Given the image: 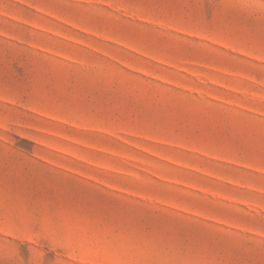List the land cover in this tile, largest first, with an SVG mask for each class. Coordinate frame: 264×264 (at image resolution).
Returning a JSON list of instances; mask_svg holds the SVG:
<instances>
[{"label": "rangeland", "instance_id": "374dc122", "mask_svg": "<svg viewBox=\"0 0 264 264\" xmlns=\"http://www.w3.org/2000/svg\"><path fill=\"white\" fill-rule=\"evenodd\" d=\"M0 264H264V0H0Z\"/></svg>", "mask_w": 264, "mask_h": 264}]
</instances>
